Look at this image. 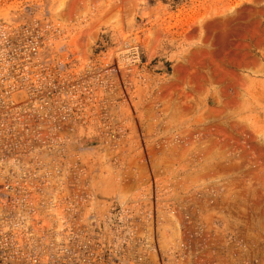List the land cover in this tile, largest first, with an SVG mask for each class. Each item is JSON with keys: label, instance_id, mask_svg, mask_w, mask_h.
I'll use <instances>...</instances> for the list:
<instances>
[{"label": "rangeland", "instance_id": "374dc122", "mask_svg": "<svg viewBox=\"0 0 264 264\" xmlns=\"http://www.w3.org/2000/svg\"><path fill=\"white\" fill-rule=\"evenodd\" d=\"M5 40L55 207L122 208L123 264H264V0H0Z\"/></svg>", "mask_w": 264, "mask_h": 264}, {"label": "built area", "instance_id": "2783aa9c", "mask_svg": "<svg viewBox=\"0 0 264 264\" xmlns=\"http://www.w3.org/2000/svg\"><path fill=\"white\" fill-rule=\"evenodd\" d=\"M31 48L22 46L24 61ZM13 57L10 42H0V62ZM47 84V72L0 69V264H123L130 248L122 208L83 218L75 203L58 209L44 188L46 168L24 163L30 151L22 143L49 121Z\"/></svg>", "mask_w": 264, "mask_h": 264}]
</instances>
